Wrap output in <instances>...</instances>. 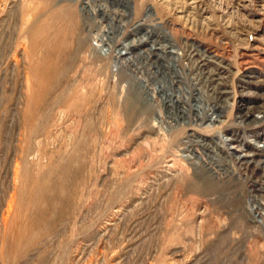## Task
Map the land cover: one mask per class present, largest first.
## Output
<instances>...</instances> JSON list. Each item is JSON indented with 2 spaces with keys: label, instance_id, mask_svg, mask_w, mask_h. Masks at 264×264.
<instances>
[{
  "label": "rangeland",
  "instance_id": "rangeland-1",
  "mask_svg": "<svg viewBox=\"0 0 264 264\" xmlns=\"http://www.w3.org/2000/svg\"><path fill=\"white\" fill-rule=\"evenodd\" d=\"M263 141L264 0H0V264H264Z\"/></svg>",
  "mask_w": 264,
  "mask_h": 264
},
{
  "label": "bare ground",
  "instance_id": "bare-ground-1",
  "mask_svg": "<svg viewBox=\"0 0 264 264\" xmlns=\"http://www.w3.org/2000/svg\"><path fill=\"white\" fill-rule=\"evenodd\" d=\"M63 14H64L65 20L67 21V23L69 25V28H68L69 31H70L69 33L67 32V30H66V33H63L61 31L62 30V28H61V30L59 32H55V33H52L50 35H47L46 34L45 37L42 39V38H37L38 35H40L42 33V30H43V27L41 26V24L33 26L31 28V30H30V35L33 36L32 37L33 40H32L31 46L34 48V47H37L38 45H41V47L45 51V53H44L43 57L41 58V60H37L36 61V64H34L35 74H34V77L33 78H34V80H36V82H34V83L31 84V87H32V90H33V93L31 95V100L34 99V100H37L38 101L37 105L40 108V112H48V111H51L56 105H58L59 103H61L62 94L64 93V91H63L62 94L59 93V94L55 95V97H53L51 101H49V102H48V100L46 101L47 105L44 104L45 94H46V92H48L49 90H51L52 88L55 87V82L54 83L52 82V83L43 84V83H41L39 81L40 78L43 77L47 73L52 75V72L54 71L53 70V68H54V62H56L57 60H58V65H59L60 69H64V67H66V63L69 62L73 58V56L75 55V53H73V52H70L67 55H63V58L61 59V62L59 63V57H62L59 54V52L62 49L69 50V49H72L73 48V49H76L75 51L77 52L78 49H81L82 48V43L80 42L81 39L78 38V37L76 38V39H78L77 41H75V39H73V37H74V31L73 30L78 27V20H76V18H75L76 9L73 7L71 10H69L68 12H64ZM66 35L71 36V40H69L67 42L64 41V37ZM123 53H125V52H123ZM56 68H58V67H56ZM68 91L71 92V88H68ZM223 91H225V90H223ZM84 93H86V92H84ZM68 96L70 98H73L74 95L71 93ZM87 98H88V96L85 95V94H83L82 96L76 98L75 101H76V103H79L80 100L84 101ZM90 101L91 100L89 99V102ZM76 103L75 104H72L69 107L71 109L70 110L71 113L72 112L73 113H78L81 116H84V114L88 113V112L84 111V108L85 107L82 108L80 106V105H82V103H80L79 106ZM89 106H90V104H89ZM86 110H88V109H86ZM94 110H92L91 113ZM89 113H90V110H89ZM250 114H251V119H257V118L262 117L261 114L255 115V113H253V115H252V113L247 112V111L243 113V117L247 118ZM91 116H92V114H91ZM83 118H88V117L84 116V117H82V119ZM256 147H255V150L256 151H259V152L262 151L264 149V141H263V145H261V144L260 145H257L256 144ZM70 160H71V158H69L67 160V162H69ZM40 186H41L40 185V179L39 180H33V188L29 191V194L26 195V203H27L26 207H27V209L30 210V211H38L39 213H40V207H41V203L39 202V200H40V198L42 197V194H43V193H40V192H42V191H40V190H42ZM47 190H48V195H49L48 198H49V200H51V201L52 200H55L56 190L57 189L54 188V186H53L52 188L47 189ZM34 221L35 220L28 219V218L25 219L23 222H21L19 224L20 229H22V230L25 231V230H28V228H30V227L32 228L33 227L32 223Z\"/></svg>",
  "mask_w": 264,
  "mask_h": 264
}]
</instances>
